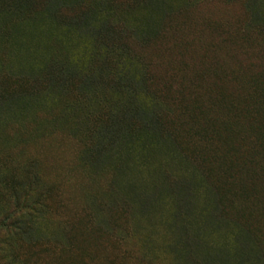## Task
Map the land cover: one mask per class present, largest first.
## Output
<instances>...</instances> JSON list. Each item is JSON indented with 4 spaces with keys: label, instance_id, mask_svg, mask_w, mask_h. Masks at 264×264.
<instances>
[{
    "label": "rangeland",
    "instance_id": "1",
    "mask_svg": "<svg viewBox=\"0 0 264 264\" xmlns=\"http://www.w3.org/2000/svg\"><path fill=\"white\" fill-rule=\"evenodd\" d=\"M243 4L0 0V264H264V169L205 174L187 115Z\"/></svg>",
    "mask_w": 264,
    "mask_h": 264
},
{
    "label": "trees",
    "instance_id": "2",
    "mask_svg": "<svg viewBox=\"0 0 264 264\" xmlns=\"http://www.w3.org/2000/svg\"><path fill=\"white\" fill-rule=\"evenodd\" d=\"M243 7L249 16L244 26L221 20L213 30L217 43L228 48L232 64L225 68H207V64L205 70H216L213 98L207 108H192L187 115L191 130L204 139L211 138L216 145L203 151L206 155L200 165L205 174L224 175L236 166L243 169L246 165L247 172H251L246 179L253 180L256 171L264 169V17L258 16L249 0H244ZM240 168L236 183L241 184L233 191L244 196L245 175ZM254 182L247 195H264V180Z\"/></svg>",
    "mask_w": 264,
    "mask_h": 264
}]
</instances>
